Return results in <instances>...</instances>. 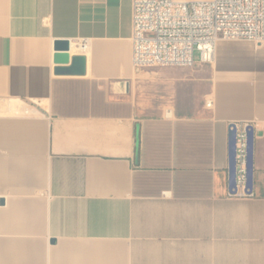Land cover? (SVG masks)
I'll return each mask as SVG.
<instances>
[{"label": "crops", "instance_id": "obj_1", "mask_svg": "<svg viewBox=\"0 0 264 264\" xmlns=\"http://www.w3.org/2000/svg\"><path fill=\"white\" fill-rule=\"evenodd\" d=\"M132 3L0 0V264H264V42L163 70L140 108ZM235 123L252 197L229 192Z\"/></svg>", "mask_w": 264, "mask_h": 264}, {"label": "built area", "instance_id": "obj_2", "mask_svg": "<svg viewBox=\"0 0 264 264\" xmlns=\"http://www.w3.org/2000/svg\"><path fill=\"white\" fill-rule=\"evenodd\" d=\"M133 64L147 68L212 65L220 41L264 42V0H133ZM83 51L87 43L82 42ZM211 107V102L208 104ZM237 193H245L250 124L235 123ZM230 125V126H232Z\"/></svg>", "mask_w": 264, "mask_h": 264}, {"label": "water", "instance_id": "obj_3", "mask_svg": "<svg viewBox=\"0 0 264 264\" xmlns=\"http://www.w3.org/2000/svg\"><path fill=\"white\" fill-rule=\"evenodd\" d=\"M55 50L59 52L55 56V63L65 65L70 63L71 42L63 41L58 42ZM85 71V58L74 57L70 67L57 68V74L62 75H76ZM248 137V150H247V180L245 193L252 194L254 189V152H255V130L252 126L246 129ZM236 135L237 128L235 125L230 126L229 131V192L231 194L237 193L236 181ZM4 204V201L1 202ZM55 243V242H53Z\"/></svg>", "mask_w": 264, "mask_h": 264}, {"label": "rangeland", "instance_id": "obj_4", "mask_svg": "<svg viewBox=\"0 0 264 264\" xmlns=\"http://www.w3.org/2000/svg\"><path fill=\"white\" fill-rule=\"evenodd\" d=\"M188 1H203V0H188ZM178 69V68H147L138 71L133 82V97L140 104L139 107L142 108L143 101H153L156 102L157 96V79L159 73L163 70ZM186 69V68H181Z\"/></svg>", "mask_w": 264, "mask_h": 264}, {"label": "bare ground", "instance_id": "obj_5", "mask_svg": "<svg viewBox=\"0 0 264 264\" xmlns=\"http://www.w3.org/2000/svg\"><path fill=\"white\" fill-rule=\"evenodd\" d=\"M178 1H185V0H178Z\"/></svg>", "mask_w": 264, "mask_h": 264}]
</instances>
